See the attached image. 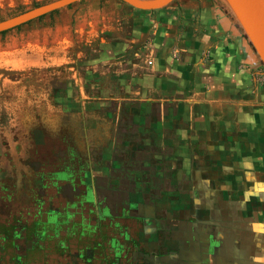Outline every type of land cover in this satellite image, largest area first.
<instances>
[{
  "label": "rangeland",
  "instance_id": "rangeland-1",
  "mask_svg": "<svg viewBox=\"0 0 264 264\" xmlns=\"http://www.w3.org/2000/svg\"><path fill=\"white\" fill-rule=\"evenodd\" d=\"M48 1L0 0V20ZM220 3L82 0L0 33V264H41L42 234L48 264L87 238L110 257L116 224L174 250L171 220L208 203L264 241V68Z\"/></svg>",
  "mask_w": 264,
  "mask_h": 264
},
{
  "label": "flooded vegetation",
  "instance_id": "flooded-vegetation-1",
  "mask_svg": "<svg viewBox=\"0 0 264 264\" xmlns=\"http://www.w3.org/2000/svg\"><path fill=\"white\" fill-rule=\"evenodd\" d=\"M202 194L203 198H198L199 203L206 206V202L210 201L207 190H203ZM215 205V207L214 204L210 206L208 203L205 207L207 209L206 214L202 215V218H183L176 222L171 220L170 223L174 225L176 233L174 250L168 249L165 252L154 250L151 253H140L137 248L141 242H138L136 238L131 240L126 235L124 227L116 224V227L119 228L117 231L119 235L118 246L111 251L110 257L108 247L104 251L107 246L106 243L104 244V239L96 241V246L101 248L99 251L101 255H95V251L92 248L89 249L90 247L88 248L87 245L94 242L91 238L82 239L87 240V244L78 251L70 252V255L71 257L75 255L73 257L75 259L74 264L79 261L78 256H85V264H264V241L261 238L256 239L254 235L246 234L247 229H241V226H246V222H239L237 215L232 214L230 206L218 203ZM211 209H213L212 216L209 214ZM144 213L149 212L142 210L139 216L142 221L147 219ZM149 214L151 215V213ZM148 219L155 223L160 218L152 214ZM155 224L157 225V223ZM120 229L121 231H119ZM100 234H97V237H104ZM43 235H41L42 238L41 236L29 238L28 243H25V259L28 261L32 258H38L42 260L41 264H48L47 255L62 254L60 249H55L52 252L46 251V242L51 238L56 240L59 236L57 234ZM78 241H80L79 237L76 238L75 242ZM57 244L58 247L62 245L60 241ZM129 244L131 249L127 251L125 246ZM14 247L17 248V246ZM145 254L149 255L150 261H147L148 257L142 256Z\"/></svg>",
  "mask_w": 264,
  "mask_h": 264
},
{
  "label": "water",
  "instance_id": "water-1",
  "mask_svg": "<svg viewBox=\"0 0 264 264\" xmlns=\"http://www.w3.org/2000/svg\"><path fill=\"white\" fill-rule=\"evenodd\" d=\"M78 0H51L0 20V31ZM140 10H153L173 0H120ZM227 8L264 68V0H220Z\"/></svg>",
  "mask_w": 264,
  "mask_h": 264
},
{
  "label": "trees",
  "instance_id": "trees-1",
  "mask_svg": "<svg viewBox=\"0 0 264 264\" xmlns=\"http://www.w3.org/2000/svg\"><path fill=\"white\" fill-rule=\"evenodd\" d=\"M79 1H82V0H78L77 2H79ZM216 1L219 2L220 0H216ZM71 4H72V3L67 4L66 6H69V5H71ZM219 5L221 6V11H222V12H223V13H224L229 19H232L231 14H230L229 11L227 10V8L224 6V4L221 2ZM58 9H59V8H58ZM58 9H54V10H52V11H49V12L45 13V14L39 15V16L33 18V19L39 20V19L42 18L44 15H48V14H50V13H52V12L57 11ZM33 19H30V20H28V21H26V22H24V23L19 24V25L29 23V22L32 21ZM233 24H234V26H235L239 31H241L240 28H239V26H238L235 22H233ZM19 25L14 26V27H18ZM4 31H5V30L0 31V33H1V32H4ZM241 35L245 38V36H244L243 33H242ZM248 44H249V43H248Z\"/></svg>",
  "mask_w": 264,
  "mask_h": 264
}]
</instances>
